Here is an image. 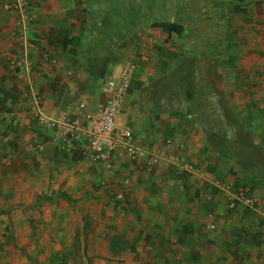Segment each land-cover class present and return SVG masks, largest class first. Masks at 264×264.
Segmentation results:
<instances>
[{
    "label": "crops",
    "instance_id": "1",
    "mask_svg": "<svg viewBox=\"0 0 264 264\" xmlns=\"http://www.w3.org/2000/svg\"><path fill=\"white\" fill-rule=\"evenodd\" d=\"M26 1L24 34L0 0V222L11 239H58L64 264L76 254L82 264H264L262 2L246 15V0ZM170 13L197 17L199 32L157 27ZM24 51L30 71L16 72ZM131 62L118 125L158 160L152 168L149 156L108 172L86 156L85 132L67 142L22 112L30 85L56 118L75 119L82 103L96 112L102 85ZM197 79L210 93L201 105ZM173 156L191 169L173 168ZM34 213L49 232L30 228ZM27 251L35 262L38 248Z\"/></svg>",
    "mask_w": 264,
    "mask_h": 264
},
{
    "label": "built area",
    "instance_id": "2",
    "mask_svg": "<svg viewBox=\"0 0 264 264\" xmlns=\"http://www.w3.org/2000/svg\"><path fill=\"white\" fill-rule=\"evenodd\" d=\"M1 7L11 14H16L22 24V32H27V21L30 13V5L26 0H1ZM13 66L16 72L30 71L26 52L22 53ZM137 65L135 62L126 64L117 77L107 80L102 85L104 100L99 103L96 112L88 110L85 104H80V113L75 119L67 116L56 118L44 109L42 96L30 85L26 94V106L22 110L28 114L38 125L46 129H56L60 136L67 142L77 141L80 132H85L87 145L85 154L94 162L100 163L108 172H113L117 165L124 160H138L151 157L149 167H154L158 160L152 158L147 149L140 146L134 132L118 125V120L124 103V98L130 86V79ZM17 110H8L5 119L9 126L17 125L19 114ZM83 118L87 124L80 125L79 118ZM175 164L173 168L183 172L191 169L181 157L173 156ZM106 188L110 190L115 205L122 204L125 199V191L114 183L109 182ZM243 196V192H239ZM234 204L231 203L230 207Z\"/></svg>",
    "mask_w": 264,
    "mask_h": 264
},
{
    "label": "rangeland",
    "instance_id": "3",
    "mask_svg": "<svg viewBox=\"0 0 264 264\" xmlns=\"http://www.w3.org/2000/svg\"><path fill=\"white\" fill-rule=\"evenodd\" d=\"M214 1V0H213ZM216 1V0H215ZM250 0H246L243 2V5L245 6V11L246 15H250L252 13V10L248 7L249 5L253 4L252 2H249ZM229 2L232 1L229 0ZM262 2L261 6L264 7V0H260ZM260 6V7H261ZM247 7V8H246ZM227 12V11H226ZM232 13V10H230ZM229 13V12H227ZM231 17V15H228ZM187 17L184 16L183 14H180L179 16H172V13L168 14L165 16V18H162L163 20H178L182 23H188V25H192L193 28H196V30L199 32V21H196L194 18L193 20L186 19ZM239 19H242L239 17ZM263 22V21H261ZM258 23V21H257ZM250 31V28H248ZM15 71V70H14ZM44 199H52L56 198V195L54 194H43ZM7 211H0V215L7 214ZM37 215V218L34 220H37V222L31 221L29 222L30 228L34 230V232L38 231H45L44 228H41L42 225L46 224V227L51 225L50 223H41L38 220H42L43 217H40L39 214H35L34 216ZM44 221V220H43ZM12 230V224H9L7 222H0V264H64L66 261H68L69 256L68 255H61V254H56V250L58 249V239H50V238H33V239H18L17 242L12 240L10 237V232ZM50 228L46 230L45 232H49ZM68 240L65 241V243ZM31 251L33 249L38 248V252L36 253L35 256L32 255V259H35V262L29 263L26 262L25 259H29L28 251L27 253H23L25 250L30 249ZM54 252H53V251ZM65 256V257H64ZM73 258L76 259V264H82V256H79L78 254L74 255Z\"/></svg>",
    "mask_w": 264,
    "mask_h": 264
},
{
    "label": "trees",
    "instance_id": "4",
    "mask_svg": "<svg viewBox=\"0 0 264 264\" xmlns=\"http://www.w3.org/2000/svg\"><path fill=\"white\" fill-rule=\"evenodd\" d=\"M156 26H157V27H163V28H166V29H168L169 31L174 32V33H176V34H178V35H182L183 32H184L183 25L180 24V23L177 22V21H173V22H161V23L156 24ZM196 82H197V86H198V87H197L198 89H195V90H196V98L199 100V104L201 105L202 100L207 99V98L210 96V93L208 92V93L203 94L204 91L206 90V88L208 87V86H207V87H204V86H203V84H205L204 81H203V84H201V85H199V83H200V79H197ZM209 86H210V85H209ZM160 87H161V85H158V86L156 87V89L159 90ZM154 90H155V88H154ZM152 93H153V92H152ZM152 93L150 94V99H151ZM189 95L191 96L192 94L189 93L188 96H189ZM228 113H229V111H228ZM209 138H221V137H216L215 134L211 133V134L209 135ZM224 138H226L225 135H224ZM224 142H225V141H224ZM225 143H226V142H225Z\"/></svg>",
    "mask_w": 264,
    "mask_h": 264
}]
</instances>
